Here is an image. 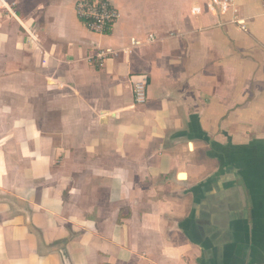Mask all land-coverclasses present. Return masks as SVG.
<instances>
[{
	"label": "crops",
	"instance_id": "1",
	"mask_svg": "<svg viewBox=\"0 0 264 264\" xmlns=\"http://www.w3.org/2000/svg\"><path fill=\"white\" fill-rule=\"evenodd\" d=\"M76 1L0 0V264H264V0Z\"/></svg>",
	"mask_w": 264,
	"mask_h": 264
},
{
	"label": "built area",
	"instance_id": "2",
	"mask_svg": "<svg viewBox=\"0 0 264 264\" xmlns=\"http://www.w3.org/2000/svg\"><path fill=\"white\" fill-rule=\"evenodd\" d=\"M233 0H224L231 4ZM77 16L93 32L104 34L110 32L121 18L120 10L111 0H77L75 3ZM246 26L243 25V28ZM107 52H99L93 56L100 63ZM148 79L142 76L134 83V101L136 104H144L147 101Z\"/></svg>",
	"mask_w": 264,
	"mask_h": 264
}]
</instances>
